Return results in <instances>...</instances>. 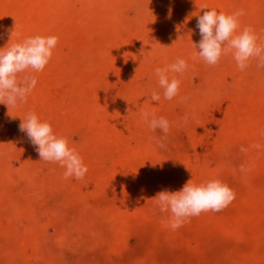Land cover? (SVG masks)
Returning <instances> with one entry per match:
<instances>
[{
	"label": "rangeland",
	"instance_id": "1",
	"mask_svg": "<svg viewBox=\"0 0 264 264\" xmlns=\"http://www.w3.org/2000/svg\"><path fill=\"white\" fill-rule=\"evenodd\" d=\"M205 7L243 9L237 32L264 44V0H0V48L59 38L43 71L18 74L37 79L27 102L0 104V264H264V67L199 58ZM177 59L188 68L167 73L181 81L167 100L155 69ZM29 112L78 152L84 179L41 160L18 130ZM144 112L169 121L165 148ZM190 179L236 197L174 231L153 198Z\"/></svg>",
	"mask_w": 264,
	"mask_h": 264
},
{
	"label": "clouds",
	"instance_id": "2",
	"mask_svg": "<svg viewBox=\"0 0 264 264\" xmlns=\"http://www.w3.org/2000/svg\"><path fill=\"white\" fill-rule=\"evenodd\" d=\"M202 10L205 11L203 15L197 17L195 26L199 31L200 40L198 44L193 43V46L199 49L197 51L199 58L207 65L215 66L222 55L231 54L241 71L249 66L253 58L258 60V68L264 67V44L257 43L255 30L251 26H245L242 31L237 32L240 28V17L245 15L243 9L231 14L222 11L218 13L216 9L208 10L207 7ZM11 38L12 33L10 40ZM58 40L55 35L46 37L36 35L27 37L22 42L13 43L9 47L0 48V104L10 109L27 102L37 79L29 74L18 80V74L27 73L29 69L35 72L43 71L53 55ZM187 68L188 64L184 59H177L175 63L165 68L155 69L165 99L171 100L177 96L181 84L175 77L170 80L167 73L171 71L183 74ZM151 100L159 101L160 95L153 91ZM142 115L152 131L159 129L165 134L159 141L160 147L165 148L164 139L169 132V121L164 117L156 118L154 114L149 120L147 112ZM18 130L27 136L41 160L59 163L65 168L64 179L70 177L84 179L88 168L82 157L74 148L68 146L66 138L57 137L53 133L48 122H41L35 113L29 112L21 118ZM253 147L259 148L260 145L255 144ZM241 151L245 149L242 148ZM185 167L188 169L186 165ZM240 170L243 172L245 168L241 166ZM235 197V192L220 180L194 185L190 179L178 191L161 190L153 200L156 201L160 212L170 211L171 220L168 226L175 231L189 222V218L199 216L202 212L222 211Z\"/></svg>",
	"mask_w": 264,
	"mask_h": 264
}]
</instances>
